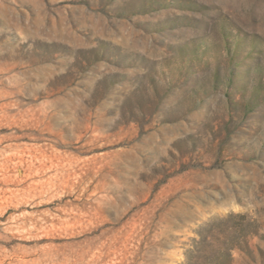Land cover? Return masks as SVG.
I'll return each instance as SVG.
<instances>
[{
    "label": "rangeland",
    "instance_id": "rangeland-1",
    "mask_svg": "<svg viewBox=\"0 0 264 264\" xmlns=\"http://www.w3.org/2000/svg\"><path fill=\"white\" fill-rule=\"evenodd\" d=\"M0 264H264V0H0Z\"/></svg>",
    "mask_w": 264,
    "mask_h": 264
},
{
    "label": "bare ground",
    "instance_id": "bare-ground-1",
    "mask_svg": "<svg viewBox=\"0 0 264 264\" xmlns=\"http://www.w3.org/2000/svg\"><path fill=\"white\" fill-rule=\"evenodd\" d=\"M26 153H28V157H25ZM18 154L21 163L25 161H28L29 163L28 164L29 173L27 177H29L28 179L29 182L31 183L30 185L31 189L38 182L40 183L41 180L40 178L44 177L45 175H49V178H51L53 174L63 175L64 172L70 170L63 156H61V154L52 145L47 143L33 144L32 146H28L25 150L24 149L19 150ZM74 171L76 172V169H74ZM14 185H15L14 182H10L7 184V188L12 195L17 196V191H19L20 188L15 187Z\"/></svg>",
    "mask_w": 264,
    "mask_h": 264
}]
</instances>
